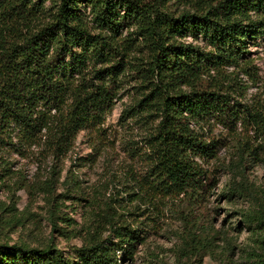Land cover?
I'll return each instance as SVG.
<instances>
[{"label": "trees", "instance_id": "trees-1", "mask_svg": "<svg viewBox=\"0 0 264 264\" xmlns=\"http://www.w3.org/2000/svg\"><path fill=\"white\" fill-rule=\"evenodd\" d=\"M179 3L185 9L175 14ZM186 36L208 49L184 43ZM255 37L264 38V0H0V144L14 127L25 142L43 135L46 151L65 156L78 132L101 127L125 70L134 71L141 91L131 108L156 120L142 182L196 202L211 178L198 159L215 146L194 125L215 120L232 129L240 120L264 139V107L240 110L221 93L234 80L223 67L238 66L246 38ZM243 144L239 163L251 146ZM256 206L250 218L263 225L264 195ZM110 209L101 214L107 226L97 223L75 250L81 264H120L116 250L131 257L141 240V229ZM101 228L118 241L103 238ZM0 264L72 263L51 246L0 243Z\"/></svg>", "mask_w": 264, "mask_h": 264}, {"label": "rangeland", "instance_id": "rangeland-1", "mask_svg": "<svg viewBox=\"0 0 264 264\" xmlns=\"http://www.w3.org/2000/svg\"><path fill=\"white\" fill-rule=\"evenodd\" d=\"M43 1L48 5L51 0ZM183 9L179 3L174 12ZM90 31L99 30L93 25ZM182 41L208 49L200 37ZM223 71L234 78L221 91L230 103L240 110L264 107V38H246L240 64ZM124 73L101 127L78 132L65 156L46 151L43 135L31 143L14 127L5 135L6 144H0V243L51 246L72 264H81L75 250L97 223L107 226L101 214L110 206L116 219L141 229L131 257L116 250L120 264L262 262L257 260H264V224L257 225L250 215L264 195V139L240 120L232 129L215 120L194 125L202 141L215 146L212 155L198 159L211 178L196 202L183 194L164 196L142 182L149 167L146 138L156 120L131 108L140 98L141 80L134 71ZM246 139L251 146L239 163L236 148ZM101 229L103 238L118 241Z\"/></svg>", "mask_w": 264, "mask_h": 264}]
</instances>
